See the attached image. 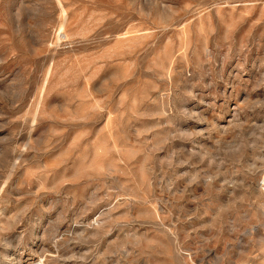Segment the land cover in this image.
Instances as JSON below:
<instances>
[{
	"label": "rangeland",
	"instance_id": "1",
	"mask_svg": "<svg viewBox=\"0 0 264 264\" xmlns=\"http://www.w3.org/2000/svg\"><path fill=\"white\" fill-rule=\"evenodd\" d=\"M0 264H264V0H0Z\"/></svg>",
	"mask_w": 264,
	"mask_h": 264
}]
</instances>
